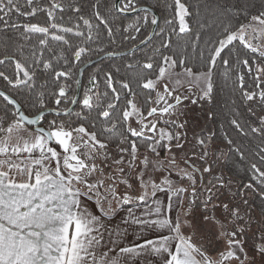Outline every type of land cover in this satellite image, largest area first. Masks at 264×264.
Listing matches in <instances>:
<instances>
[{
    "label": "snow or ice",
    "instance_id": "obj_1",
    "mask_svg": "<svg viewBox=\"0 0 264 264\" xmlns=\"http://www.w3.org/2000/svg\"><path fill=\"white\" fill-rule=\"evenodd\" d=\"M156 7L0 0V264H264V0L223 7L202 51L191 23L199 5L165 0L164 27ZM39 14L45 23L32 22ZM127 17L115 29L123 40L153 27L140 43H159L123 66L133 81L105 71L81 94L72 81L85 59L128 55L106 52L101 39L103 30L115 45L113 23ZM189 35L183 51L197 52L196 65L174 51V38ZM221 76L235 77L247 112L229 121L241 142L225 133L224 147L181 119L186 101L213 103Z\"/></svg>",
    "mask_w": 264,
    "mask_h": 264
},
{
    "label": "trees",
    "instance_id": "obj_2",
    "mask_svg": "<svg viewBox=\"0 0 264 264\" xmlns=\"http://www.w3.org/2000/svg\"><path fill=\"white\" fill-rule=\"evenodd\" d=\"M71 2L74 3H80V0H71ZM106 2L111 5L115 2V0H106ZM147 3L156 5L157 7L154 9L158 16L160 17V27H164L163 20L164 17L167 15V12L164 9V3L165 0H146ZM188 2L191 5H199V11L200 16L197 18H193L191 23L193 26V32L195 34H199L202 39V43L200 44V49L203 50L204 48V41H207L208 39L214 37L218 29L221 25V23L224 20V17L220 15V10L225 7L229 6L231 7L233 4L236 3V0H188ZM243 2V0H241ZM20 3L23 4V0H20ZM105 3V0H101V4L103 5ZM103 10V9H102ZM90 11V9H89ZM66 19L64 23H69L67 17L71 16V13H65ZM22 19V18H21ZM75 19L74 17L72 18ZM130 17L127 18H119L113 23V29L114 33L116 35L117 43L115 45H107V36L102 30L101 39L106 45L105 51L107 52L109 48L112 50L117 51L118 53H122L125 51H129L133 49L134 47L140 45L141 38H146V35L151 34L153 27H149L144 29L138 36L136 41H125L121 38V34L119 32H115V29L120 27L121 24H127L130 22ZM45 16L43 14H39L37 17L32 18L33 23H45ZM159 29H157L158 31ZM8 35L12 36V40L8 41V43L12 44L13 47L16 45V33H9ZM4 41H5V33L0 32V52L4 51ZM192 41V36L189 35L183 39L174 38L175 42V48L174 51H176L178 54L186 55L190 58V63L192 65H196V57L197 52L193 51L191 47L188 48L187 52H184V47L187 45H190ZM159 43V40L157 37H154V40L149 45H145L144 47L140 48L139 50L135 51V56L131 54H128L127 56H120V57H107L104 60L100 61L98 64L90 67L88 70H86L83 73V87L82 92L86 90L89 85V79L92 75H97L99 79H103V72L105 71H113L114 76L119 79L120 77H123L127 80L133 81L134 80V73L130 72L129 70L125 69L123 66L132 61L133 59H140L147 55H151L153 52V49L157 46ZM46 57L49 55L48 53H45ZM105 56V53H100L98 55H93L90 59H85L81 65L78 66L79 69H81L82 66L86 65L87 63L99 58ZM120 67L121 72L116 73L115 68ZM7 71L11 72V67L9 66ZM179 70V69H178ZM219 72H223V69H219ZM39 75V73H38ZM47 75L40 76V82H43L45 79H47ZM235 77L233 76L230 80H225L222 76L218 78L216 89L214 92V100L211 105H209V108H211L216 113V119L215 121H211L212 124V131L216 133L217 139L216 142L223 143V136L225 133H227L230 137L232 136V129L233 127L229 123L231 119L234 118L235 113H240V120L241 123H244L247 119V112L245 111V106L241 103L239 99V91L235 88L234 84ZM73 88H77V85L75 84V81H72ZM2 82H0V87H2ZM101 90H104L103 84H101ZM51 106V105H50ZM25 108L28 111H34V109H31L28 105V103H25ZM76 110L79 111V106H76ZM259 112V109H257ZM49 119L53 118L51 116L48 117ZM241 140H238V143H240ZM243 143L245 145H248V140L243 139ZM254 143H259V141H255ZM243 165L238 164L236 168L238 169V176L244 177V171H243Z\"/></svg>",
    "mask_w": 264,
    "mask_h": 264
},
{
    "label": "flooded vegetation",
    "instance_id": "obj_3",
    "mask_svg": "<svg viewBox=\"0 0 264 264\" xmlns=\"http://www.w3.org/2000/svg\"><path fill=\"white\" fill-rule=\"evenodd\" d=\"M153 30V29H152ZM157 31V30H156ZM152 33V32H151ZM126 52V51H125ZM123 53V52H122ZM100 58V57H99ZM98 59V58H97ZM96 60V59H95ZM94 61V60H93ZM92 62V61H91ZM90 63V62H89ZM87 63V64H89ZM86 64V65H87ZM98 64V63H97ZM96 65V64H95ZM85 66V65H84ZM82 66L81 69L84 67ZM94 66V65H93ZM92 67V66H91ZM90 68V67H89ZM88 68V69H89ZM80 69V70H81ZM87 69V70H88ZM85 72V71H84ZM83 72V73H84ZM82 87H83V74H82ZM78 88V85H77ZM81 94H82V88H81ZM187 107L185 111V115L181 117V119H187L189 122V127L194 129L197 132L201 131V128L207 132L208 129L212 130V124L211 121H206L204 118V112L209 108V105L206 104V102H201L203 104V107L200 105H191L190 102H185ZM192 132H189V136L191 137ZM234 140L238 142V140H242V137L238 134L237 130L234 128L232 129V136ZM247 140V139H246ZM217 144H220L221 147H224L223 143L217 142Z\"/></svg>",
    "mask_w": 264,
    "mask_h": 264
},
{
    "label": "water",
    "instance_id": "obj_4",
    "mask_svg": "<svg viewBox=\"0 0 264 264\" xmlns=\"http://www.w3.org/2000/svg\"><path fill=\"white\" fill-rule=\"evenodd\" d=\"M156 30H157V29H154V28H153L152 33H153L154 31H156ZM152 33H151V34H152ZM144 46H145V45L140 44V45L134 47L133 49H131V50H129V51H126V52H123V53L131 54L133 51L135 52V51L139 50L140 48H142V47H144ZM107 57H108L107 55L102 56V57H100V58H98V59H96V60L90 62L89 64L85 65V66L81 69V70H82V73H83L84 71H86L89 67H91V66H93V65H95V64H97V63H99L100 61L104 60V59L107 58ZM116 57H120V55H118V56H116ZM79 80H80V84L78 85V88L80 89V92H81V88H82V75H79Z\"/></svg>",
    "mask_w": 264,
    "mask_h": 264
},
{
    "label": "crops",
    "instance_id": "obj_5",
    "mask_svg": "<svg viewBox=\"0 0 264 264\" xmlns=\"http://www.w3.org/2000/svg\"><path fill=\"white\" fill-rule=\"evenodd\" d=\"M114 223L117 224V225L120 223L119 217L115 218ZM144 235L145 236H149L151 238H156V234L155 233H145ZM136 242H137L136 234H133V233L130 232L128 240H126L125 243L128 244L129 246H131L132 244H135ZM147 260H153L154 261L155 258L154 257H145L144 259H142L140 261V264H145V262Z\"/></svg>",
    "mask_w": 264,
    "mask_h": 264
},
{
    "label": "rangeland",
    "instance_id": "obj_6",
    "mask_svg": "<svg viewBox=\"0 0 264 264\" xmlns=\"http://www.w3.org/2000/svg\"><path fill=\"white\" fill-rule=\"evenodd\" d=\"M185 109H186V108H185ZM185 109H184V112L186 111Z\"/></svg>",
    "mask_w": 264,
    "mask_h": 264
}]
</instances>
